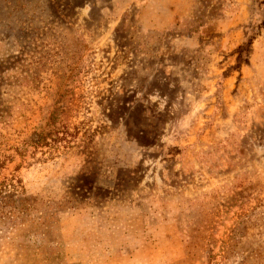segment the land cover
Masks as SVG:
<instances>
[{
    "label": "rangeland",
    "instance_id": "obj_1",
    "mask_svg": "<svg viewBox=\"0 0 264 264\" xmlns=\"http://www.w3.org/2000/svg\"><path fill=\"white\" fill-rule=\"evenodd\" d=\"M170 1L0 0V264H264V0Z\"/></svg>",
    "mask_w": 264,
    "mask_h": 264
},
{
    "label": "crops",
    "instance_id": "obj_2",
    "mask_svg": "<svg viewBox=\"0 0 264 264\" xmlns=\"http://www.w3.org/2000/svg\"><path fill=\"white\" fill-rule=\"evenodd\" d=\"M163 8L165 12L158 18L156 19L148 18L146 21L143 20L145 26H148L147 28H166L171 25H175L178 22V20H180L178 12L182 8L181 0H172L170 1V3L164 5Z\"/></svg>",
    "mask_w": 264,
    "mask_h": 264
}]
</instances>
